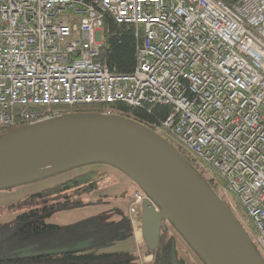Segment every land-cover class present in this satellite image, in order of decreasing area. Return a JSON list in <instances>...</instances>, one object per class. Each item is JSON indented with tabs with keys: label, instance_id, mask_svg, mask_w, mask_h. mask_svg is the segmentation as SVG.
Listing matches in <instances>:
<instances>
[{
	"label": "built area",
	"instance_id": "obj_1",
	"mask_svg": "<svg viewBox=\"0 0 264 264\" xmlns=\"http://www.w3.org/2000/svg\"><path fill=\"white\" fill-rule=\"evenodd\" d=\"M105 18L140 26L131 73L99 57ZM116 101L170 105L146 127L207 174L264 262V0H0V134ZM145 197L127 206L136 236Z\"/></svg>",
	"mask_w": 264,
	"mask_h": 264
},
{
	"label": "water",
	"instance_id": "obj_2",
	"mask_svg": "<svg viewBox=\"0 0 264 264\" xmlns=\"http://www.w3.org/2000/svg\"><path fill=\"white\" fill-rule=\"evenodd\" d=\"M99 160L114 164L145 192L141 234L150 247L166 219L207 264H263L187 161L145 125L122 116L74 112L1 135L0 187Z\"/></svg>",
	"mask_w": 264,
	"mask_h": 264
},
{
	"label": "trees",
	"instance_id": "obj_3",
	"mask_svg": "<svg viewBox=\"0 0 264 264\" xmlns=\"http://www.w3.org/2000/svg\"><path fill=\"white\" fill-rule=\"evenodd\" d=\"M224 1L231 4L235 0ZM103 31L104 43L99 50V57L115 72L131 73L135 66L136 47L141 42L140 26L136 28L132 23H117L110 18H105ZM105 106L110 108L111 114L126 117L145 126L151 123L160 124L171 109L169 104L129 105L123 101L109 104L81 102L63 107L79 114H87L96 113ZM12 130L14 129L2 131L0 136ZM177 150L209 186L208 179L197 171L188 155L180 150L178 145ZM106 172V170L98 169L84 170L29 194L24 200L19 201L20 204L29 205V207L13 217L8 230H0V264H127L131 257L126 251L95 254L85 251L87 246L103 241V237H106L109 230H111L110 235L113 236L118 223L83 230V226L65 228L45 221V218L56 210L84 204L80 195L96 190L106 177ZM101 198L102 196H98L96 200ZM124 220L131 230L127 211H125ZM178 238L201 259L200 261L207 264L175 226L166 219L161 220L157 245L151 248L153 250L152 264H185L179 251L181 246ZM32 251L37 252L31 254ZM23 252L28 254H21Z\"/></svg>",
	"mask_w": 264,
	"mask_h": 264
},
{
	"label": "rangeland",
	"instance_id": "obj_4",
	"mask_svg": "<svg viewBox=\"0 0 264 264\" xmlns=\"http://www.w3.org/2000/svg\"><path fill=\"white\" fill-rule=\"evenodd\" d=\"M88 169L107 171V175L101 181L100 186L90 193L80 195L84 204L56 210L48 215L45 221L47 223L59 224L65 228L83 226V230L97 229L99 225L112 226V224L118 223L115 230L116 233L113 236L110 235L111 230H109L105 238L101 236L104 239L103 241L87 246L85 251L94 254L126 251L131 257V260L127 264H152L153 250L151 248L153 247H150L139 233H137L139 239L137 245L128 223L124 220L125 206L130 200L133 189L138 188L142 192L143 190L120 169L106 161H92L86 164L75 165L21 183L0 187V230H8L13 217L29 207V205L19 203L27 195L52 186ZM197 171L205 179H208L207 174L198 169ZM208 181L209 188H211V181L209 179ZM230 195L236 204V200L232 194ZM98 196H102V198L97 201ZM239 211L242 213L241 208ZM84 222L86 223L83 225ZM245 224L252 229L251 223L246 222ZM239 225L244 230V226L240 223ZM179 242L181 246L179 251L185 264H204L181 239H179Z\"/></svg>",
	"mask_w": 264,
	"mask_h": 264
},
{
	"label": "crops",
	"instance_id": "obj_5",
	"mask_svg": "<svg viewBox=\"0 0 264 264\" xmlns=\"http://www.w3.org/2000/svg\"><path fill=\"white\" fill-rule=\"evenodd\" d=\"M128 204V203H127ZM127 204H126V206H127ZM126 206H125V209H126ZM131 231H132V234H133V237L135 238V242H136V244L138 245V242H139V239H138V237L134 234V231H133V229L131 228Z\"/></svg>",
	"mask_w": 264,
	"mask_h": 264
},
{
	"label": "bare ground",
	"instance_id": "obj_6",
	"mask_svg": "<svg viewBox=\"0 0 264 264\" xmlns=\"http://www.w3.org/2000/svg\"><path fill=\"white\" fill-rule=\"evenodd\" d=\"M73 112V111H72Z\"/></svg>",
	"mask_w": 264,
	"mask_h": 264
}]
</instances>
